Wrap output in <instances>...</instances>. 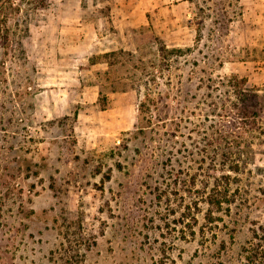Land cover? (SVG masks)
I'll use <instances>...</instances> for the list:
<instances>
[{
  "label": "rangeland",
  "instance_id": "374dc122",
  "mask_svg": "<svg viewBox=\"0 0 264 264\" xmlns=\"http://www.w3.org/2000/svg\"><path fill=\"white\" fill-rule=\"evenodd\" d=\"M0 264H264V0H0Z\"/></svg>",
  "mask_w": 264,
  "mask_h": 264
},
{
  "label": "trees",
  "instance_id": "16d2710c",
  "mask_svg": "<svg viewBox=\"0 0 264 264\" xmlns=\"http://www.w3.org/2000/svg\"><path fill=\"white\" fill-rule=\"evenodd\" d=\"M242 81H244V80H242ZM236 86L239 87L238 84H237ZM252 95H253V94H248V93H246V94L242 97V103H244V102L246 101L247 98L252 97ZM253 96H254V95H253ZM256 104H257V103L255 102V100H253L252 103H250L249 105H244V108H243V109H244L243 114H244L245 116L250 115L251 111H250L249 106H254V105H256ZM245 106H248V107H245Z\"/></svg>",
  "mask_w": 264,
  "mask_h": 264
}]
</instances>
